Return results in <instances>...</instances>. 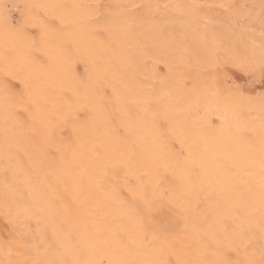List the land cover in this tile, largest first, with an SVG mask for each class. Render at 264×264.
<instances>
[{
  "label": "bare ground",
  "instance_id": "bare-ground-1",
  "mask_svg": "<svg viewBox=\"0 0 264 264\" xmlns=\"http://www.w3.org/2000/svg\"><path fill=\"white\" fill-rule=\"evenodd\" d=\"M6 1L0 80L13 77L20 89L0 82V218L8 224L0 264H264V89L252 96L232 81L243 112L214 109L219 133L210 112L206 135L165 105L157 123L149 102L172 108L167 94L182 92L167 82L151 87L148 36L162 46L164 37L147 28L146 5L163 0H75L72 8L20 0L19 28L3 14ZM223 2L224 16L202 35L226 44L233 67L256 71L264 64V0ZM171 3L162 19L178 9ZM77 23L82 77L71 65Z\"/></svg>",
  "mask_w": 264,
  "mask_h": 264
},
{
  "label": "rangeland",
  "instance_id": "rangeland-1",
  "mask_svg": "<svg viewBox=\"0 0 264 264\" xmlns=\"http://www.w3.org/2000/svg\"><path fill=\"white\" fill-rule=\"evenodd\" d=\"M103 1H105L104 3L109 2V0ZM74 2L75 0H66L65 5L72 8L75 6V3L77 4L75 7L81 6L84 3L83 0ZM155 3L146 5L147 28H153L158 32L157 34L159 36L162 35L164 37V45L162 46L161 43L155 44L156 36H148L151 87L155 90L166 89L164 82H167L169 86L178 88L182 92L180 94H167L172 101V108L169 102L167 103L165 100L157 101L156 99L149 102V108L152 109V114H154L157 123L161 121L158 111L165 105L179 114L184 123H187L188 130L191 132H200L204 135L211 132V129L204 122L207 113L210 112L206 119L209 126L216 131L219 129V121L222 117L214 115V109H223L224 116H227L229 112H243V108H238V106L236 108L237 96H241L242 92H249L252 96H255L260 92L258 89H264V64L260 65L256 71L246 70V72L244 69L238 70L239 68L232 66L234 64H232L231 59L228 60L230 57L227 54L226 44L222 43L215 47V44H212L202 35L207 33V27H213V17L215 15L224 16L225 5L223 0H177L178 9L167 14L168 16L166 15V18L168 19H162L164 15L159 12L168 11L172 5L171 0H163ZM23 7V1L21 2L20 0H7L3 5L4 16L10 24L17 28L21 27L24 19ZM190 12H197L206 17L189 20L186 14ZM44 19L48 23L57 26V28H63L57 19L54 21L48 16H44ZM24 28L30 36L35 37L37 35L33 26L25 25ZM79 29L80 23L74 24L71 27V48H73L71 65L74 70V75L82 77L85 65L81 58L83 53V35ZM76 48H79L78 52L75 50ZM159 51L164 52L157 54ZM232 81L238 83L242 92H236L231 85ZM0 82L4 87H9L16 91L20 89V84L13 77L6 76ZM159 84L162 85L160 86ZM213 84L218 89L214 90L212 88L214 90L212 94L216 98L218 96L220 97L217 100L219 102L221 101L223 103L222 105L213 102L215 97L209 91ZM227 88L228 91L231 89V93L227 92ZM205 90H207V93ZM232 90H235V92ZM221 97L223 98L221 99ZM217 133H219L218 130ZM227 134L229 133L227 132ZM242 137L249 138V129L247 127L242 130ZM165 138L167 144L174 148V152L176 154L178 153L179 157L184 158L186 156L185 148L181 146L180 142L174 140L168 134ZM215 157L221 158V155L215 154ZM7 228V222L0 218V233L4 235ZM232 251L233 249L230 248L227 252L230 253Z\"/></svg>",
  "mask_w": 264,
  "mask_h": 264
}]
</instances>
